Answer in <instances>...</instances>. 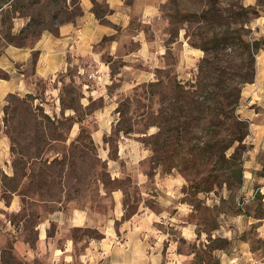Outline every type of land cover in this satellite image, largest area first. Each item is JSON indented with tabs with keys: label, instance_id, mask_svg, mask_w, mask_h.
<instances>
[{
	"label": "rangeland",
	"instance_id": "374dc122",
	"mask_svg": "<svg viewBox=\"0 0 264 264\" xmlns=\"http://www.w3.org/2000/svg\"><path fill=\"white\" fill-rule=\"evenodd\" d=\"M240 4L241 0H162L153 24L143 26L137 18L132 20V28L144 29L148 38L157 32L166 48L162 68L155 70V81L118 93L114 99L115 121L106 137L112 150L119 131L130 129L142 134L137 139L149 147V135L145 134L156 132V124H162V111H168L174 103L175 82L188 85L198 75L204 56L198 47L203 35L220 30L223 27L219 26L227 23L236 28ZM95 9L97 14L107 11L102 2ZM214 9L227 19L214 14ZM207 10L209 19L199 17ZM79 13L77 0H0V53L12 47L33 46L44 32L55 33L59 23ZM251 30L252 36L261 35L252 27ZM74 73V68L69 67L56 74L52 84L34 75L31 93H10L6 97L2 126L10 141L12 172L2 176L1 196L7 202L14 194L20 203L18 211L6 213V218L15 224L11 247L17 237L34 249L36 224L59 202L66 208L88 205L101 211L107 207L108 199L100 196V187L120 186L125 191V213L129 215L141 197L140 189L129 177L111 181L105 172L88 135L96 128V112L102 107L103 98L84 100L88 102L83 107L81 84L75 83ZM127 78L110 85L108 91L111 93L115 85ZM52 85L57 88L53 95L46 93ZM241 97L242 91L237 113L245 119ZM57 99L62 109L71 107L74 114L66 115L69 110L54 113L52 105ZM74 121L82 124H73ZM72 134H76L74 138ZM244 144L247 150L242 155L243 182L239 188L229 190L221 185L194 194L188 188V178L176 169L170 171L184 179L176 195L189 202L192 210L187 218L195 224L196 237L189 243L179 238L180 249L194 254L191 264H264V138L255 143L248 131ZM150 161L146 167L157 166ZM158 167L164 174L163 168ZM145 202L155 208L153 199L147 197ZM50 228L58 230L55 223ZM162 229L179 237L172 226L166 224ZM67 234L74 242L79 241L76 252L84 246V239L101 237L94 228H71ZM14 258L20 264H28L23 257ZM72 264L80 263L76 260Z\"/></svg>",
	"mask_w": 264,
	"mask_h": 264
},
{
	"label": "crops",
	"instance_id": "0c3cea01",
	"mask_svg": "<svg viewBox=\"0 0 264 264\" xmlns=\"http://www.w3.org/2000/svg\"><path fill=\"white\" fill-rule=\"evenodd\" d=\"M100 2L106 5L107 11L97 14L95 6ZM161 2L77 0L80 13L59 23L55 33L44 32L33 46L12 47L0 53V74H3L0 76V255L11 246L15 230L6 213L20 209L16 195L12 194L7 202L1 196L2 176L12 172L10 141L2 126L6 97L10 93H31L34 75L52 84L56 74L72 67L75 83H80L82 88L80 104L85 107L88 101L84 100L103 98L90 138L109 179L129 177L140 189L141 197L129 215L125 213V191L120 186L100 187V196L108 199L107 207L101 211L88 205L66 208L59 202L55 210L36 224L35 248L14 237L13 255L23 257L28 264H72L76 260L80 264H191L194 254L182 251L179 241L182 238L189 243L196 237L195 224L187 218L192 210L176 195L184 179L178 174H163L158 166L146 167L152 163L151 151L137 139L142 134L120 132L114 150L106 139L114 125L117 105L114 99L118 93L155 81V70L162 68L166 48L163 40L157 32L148 38L144 29L132 28L135 18L143 26L153 24ZM241 3L257 9L259 15L250 25L256 33L264 34V0H241ZM122 78L128 80L115 85L110 93L108 87ZM56 89L52 85L46 93L53 95ZM241 99L245 108L243 117L258 143L264 138V50L255 57L254 82L243 87ZM52 109L54 113L69 110L66 115L74 114L71 107L62 109L58 99ZM73 124L82 123L74 121ZM147 197L153 199L155 208L146 204ZM52 223L57 231L50 228ZM166 224L177 229L179 237L164 231L162 227ZM71 228H94L101 237L84 239V246L76 252L79 241L74 242L67 234ZM35 259L37 263H33Z\"/></svg>",
	"mask_w": 264,
	"mask_h": 264
},
{
	"label": "trees",
	"instance_id": "16d2710c",
	"mask_svg": "<svg viewBox=\"0 0 264 264\" xmlns=\"http://www.w3.org/2000/svg\"><path fill=\"white\" fill-rule=\"evenodd\" d=\"M238 8L236 28L227 23L203 35L198 75L188 85L175 82L174 103L162 111V124H156L157 131L149 135L152 161L165 173L178 170L188 178L194 194L221 185L231 190L243 182L242 155L247 150L244 140L249 127L237 108L243 86L254 81L255 57L264 50V34L251 33L250 22L259 15L257 9L242 3ZM210 15L207 10L199 17L209 19ZM11 248L2 250L0 264H20Z\"/></svg>",
	"mask_w": 264,
	"mask_h": 264
}]
</instances>
